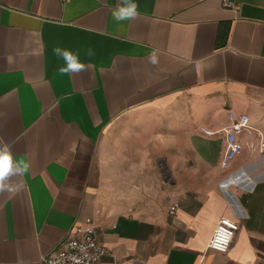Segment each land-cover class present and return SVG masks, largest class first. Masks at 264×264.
I'll return each instance as SVG.
<instances>
[{
    "label": "crops",
    "instance_id": "obj_1",
    "mask_svg": "<svg viewBox=\"0 0 264 264\" xmlns=\"http://www.w3.org/2000/svg\"><path fill=\"white\" fill-rule=\"evenodd\" d=\"M234 1L135 0L117 24L118 0H0V138L31 163L0 194V264H42L87 218L103 264H264V0ZM55 46L87 70L60 75ZM229 110L251 129L223 168Z\"/></svg>",
    "mask_w": 264,
    "mask_h": 264
},
{
    "label": "built area",
    "instance_id": "obj_2",
    "mask_svg": "<svg viewBox=\"0 0 264 264\" xmlns=\"http://www.w3.org/2000/svg\"><path fill=\"white\" fill-rule=\"evenodd\" d=\"M222 5L231 9H238L234 0H222ZM230 124L219 129L225 133L226 147L220 159L221 167L230 165L234 158L242 151V145L238 140V133L242 130L251 129L247 114H236L228 111ZM207 134L214 131L203 129ZM264 148V139L260 142V149ZM177 204L169 206L168 212L174 214ZM238 223L227 216L220 217L208 240L209 249L225 253L234 236ZM108 254L107 247L99 239L98 226L91 218H87L78 224L70 234L59 244V246L48 255L41 257L42 264H103V257Z\"/></svg>",
    "mask_w": 264,
    "mask_h": 264
},
{
    "label": "clouds",
    "instance_id": "obj_3",
    "mask_svg": "<svg viewBox=\"0 0 264 264\" xmlns=\"http://www.w3.org/2000/svg\"><path fill=\"white\" fill-rule=\"evenodd\" d=\"M139 5L135 0H118V4L111 10L113 20L120 24L132 21L140 16ZM54 55L64 61L63 66L58 69L60 75H78L86 71L88 65L81 60L79 51L55 46L52 49ZM86 55L90 58L94 55L92 49H88ZM148 62L152 65L159 63V51L153 50L148 56ZM31 170L30 161L17 159L13 153L12 146L0 138V194L14 193L17 185L11 181L15 177H24Z\"/></svg>",
    "mask_w": 264,
    "mask_h": 264
}]
</instances>
